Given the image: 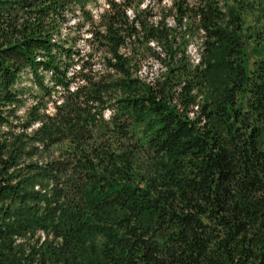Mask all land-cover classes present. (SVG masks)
<instances>
[{
	"label": "trees",
	"instance_id": "1",
	"mask_svg": "<svg viewBox=\"0 0 264 264\" xmlns=\"http://www.w3.org/2000/svg\"><path fill=\"white\" fill-rule=\"evenodd\" d=\"M97 1L0 0V264H264V0ZM126 44L175 65L146 81Z\"/></svg>",
	"mask_w": 264,
	"mask_h": 264
},
{
	"label": "rangeland",
	"instance_id": "2",
	"mask_svg": "<svg viewBox=\"0 0 264 264\" xmlns=\"http://www.w3.org/2000/svg\"><path fill=\"white\" fill-rule=\"evenodd\" d=\"M122 1V0H117ZM131 3V12L128 11V14L130 16H133V13H141L140 10L144 9L145 13L142 15V17H146L148 21H156L162 18L167 24L174 25V16H175V10L171 8V0H128ZM106 7V4L104 0L97 1L95 6H90L91 13L93 15V21L95 24L99 21V14L103 10V8ZM133 11V12H132ZM245 22L246 24H253V26H256V23L258 22V18L255 11H245ZM85 18V17H84ZM84 18L81 17L80 14H76L75 16H69L66 24L67 26H73L72 28L65 27L62 29V34L69 37L71 39L73 37L74 42H70L69 44H73L75 47L82 49L84 52H88L91 50L89 41H87L85 38L89 36V32L86 31L88 28H90V24H88L86 21H84ZM76 29V30H75ZM69 30L71 32H69ZM179 32L177 41H180V34L182 33V29L178 30ZM68 33V34H67ZM199 35H195L193 38L190 37L188 39L186 47H180V51L178 52V56L180 55V52L182 49H184L185 58L184 61L187 63V65H193L196 63L197 58L199 56V52L201 50V39L198 37ZM154 44L150 43V46H153ZM150 51L146 49L144 45L140 47L138 54H133L131 52V46L129 44L124 45L121 48V51L128 56H134V60L137 62L138 71L137 74L140 78L146 80V81H155V80H163L164 76L167 75L169 71V66L175 65V63H171L169 61L168 56L165 52H163V49L158 47H152ZM153 51H156L161 54V59H157L154 56L151 55ZM248 53V66L249 68H252L253 66V60L260 59L264 57V52L253 49L252 45L249 44L247 48ZM94 58L91 59L95 62L97 68H101V60L103 56V52L101 49L94 50L93 52ZM216 76H212V78H215ZM25 84H27L26 81H24ZM177 85L172 86V90L179 92V89H177ZM179 88V87H178ZM194 96V99L198 104L202 102L203 96L205 95L203 93L202 89L195 88L192 93ZM177 96V95H176ZM31 102V98H28V101L24 107L20 109V113H22L26 106ZM174 102H177L176 98L174 99ZM244 104V100H242ZM192 108V107H190ZM106 114H108L106 112ZM57 148V147H56ZM56 148H53L51 150V154L57 155L58 151ZM51 155V156H52Z\"/></svg>",
	"mask_w": 264,
	"mask_h": 264
}]
</instances>
